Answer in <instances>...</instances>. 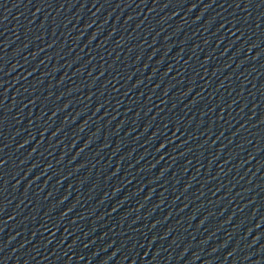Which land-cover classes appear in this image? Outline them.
I'll use <instances>...</instances> for the list:
<instances>
[{
    "label": "water",
    "instance_id": "water-1",
    "mask_svg": "<svg viewBox=\"0 0 264 264\" xmlns=\"http://www.w3.org/2000/svg\"><path fill=\"white\" fill-rule=\"evenodd\" d=\"M0 264H264V0H0Z\"/></svg>",
    "mask_w": 264,
    "mask_h": 264
}]
</instances>
